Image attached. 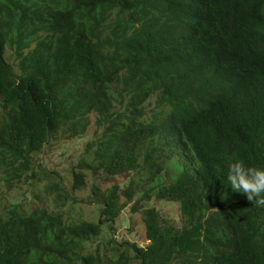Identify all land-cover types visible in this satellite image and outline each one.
Returning <instances> with one entry per match:
<instances>
[{
    "label": "trees",
    "instance_id": "trees-1",
    "mask_svg": "<svg viewBox=\"0 0 264 264\" xmlns=\"http://www.w3.org/2000/svg\"><path fill=\"white\" fill-rule=\"evenodd\" d=\"M261 83L264 0H0L1 183L46 181L22 204L0 198V264H264V205L227 181L238 161L264 169ZM90 115L92 160L71 167L72 189L86 173L127 184L107 191L97 221L72 222L48 209L73 200L46 166ZM165 161L172 181L136 189L132 174L153 184ZM150 192L177 204L178 223L140 205ZM131 202L148 243L91 249Z\"/></svg>",
    "mask_w": 264,
    "mask_h": 264
},
{
    "label": "rangeland",
    "instance_id": "rangeland-1",
    "mask_svg": "<svg viewBox=\"0 0 264 264\" xmlns=\"http://www.w3.org/2000/svg\"><path fill=\"white\" fill-rule=\"evenodd\" d=\"M9 52H6L7 61L14 63L13 59L9 58ZM96 116L90 115L89 124L87 125L86 132L83 136L79 138H73L71 140L63 139L60 136L59 139L52 143L49 152V161L46 166V170L49 173L55 172L60 175V181L62 182L64 188L68 191L70 198L73 200L60 199L59 204L55 203L51 198L47 201L49 203L48 209L51 212L58 213L61 212L68 221L80 222V221H97L101 216H99V211L101 206L98 205L102 203L107 196V191H109L115 183H119L120 187H123L125 183L122 178L110 180L105 177L102 173H96L92 175L91 173H86L85 186L81 189H72V176L71 167H76L80 158L85 161L91 162L92 155H87L84 153L86 144L91 141L94 137ZM79 124V123H78ZM83 122L78 125L81 129ZM152 141L145 143L146 146H152ZM41 162V159H39ZM164 172L168 173L159 175V178L155 180V183L150 184L149 175L147 173L140 172L138 174H132L130 178L131 181L134 180L136 189H150L151 186L159 182L168 183L172 181L177 173L176 168L172 161H165ZM129 181V180H128ZM22 182L18 183L19 188L7 191V188L1 183L0 178V198L3 202L18 201L22 204L25 197H29L33 192L37 194H44L43 189L45 188L46 181L42 180L40 182ZM96 186L100 188L99 192L95 191ZM151 199L149 202H141L142 207H153L159 211L161 218L167 219L172 223H178L180 214L177 204L161 202L155 199L153 192H150ZM42 197V196H41ZM44 197V196H43ZM141 197V194H136L133 201H136ZM29 201V200H28ZM131 203H128L126 207L121 212L120 216L117 218L113 225V231L109 232L108 225L103 224L102 234L95 237L92 240L90 246H96L99 241L112 237L118 242H121L123 246L126 243H136L140 246H145L148 242L143 237L142 224L139 214H134L129 211ZM24 206H27L25 204ZM102 252L103 249L100 248ZM108 253V252H106Z\"/></svg>",
    "mask_w": 264,
    "mask_h": 264
},
{
    "label": "clouds",
    "instance_id": "clouds-1",
    "mask_svg": "<svg viewBox=\"0 0 264 264\" xmlns=\"http://www.w3.org/2000/svg\"><path fill=\"white\" fill-rule=\"evenodd\" d=\"M257 89L263 92L264 83ZM227 181L232 192L245 195L256 205H264V169L247 167L243 161H238L229 165ZM221 198L226 199V194Z\"/></svg>",
    "mask_w": 264,
    "mask_h": 264
}]
</instances>
